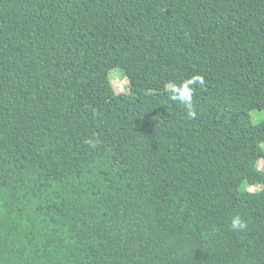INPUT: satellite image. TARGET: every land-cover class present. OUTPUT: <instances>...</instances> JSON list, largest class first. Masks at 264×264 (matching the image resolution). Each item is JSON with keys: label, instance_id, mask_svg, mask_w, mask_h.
Segmentation results:
<instances>
[{"label": "trees", "instance_id": "trees-1", "mask_svg": "<svg viewBox=\"0 0 264 264\" xmlns=\"http://www.w3.org/2000/svg\"><path fill=\"white\" fill-rule=\"evenodd\" d=\"M254 111L264 0H0V264H264Z\"/></svg>", "mask_w": 264, "mask_h": 264}, {"label": "rangeland", "instance_id": "rangeland-1", "mask_svg": "<svg viewBox=\"0 0 264 264\" xmlns=\"http://www.w3.org/2000/svg\"><path fill=\"white\" fill-rule=\"evenodd\" d=\"M116 71L117 70H114L110 74L112 85L116 87V89L119 92L130 93L127 79H124L123 77H121V74ZM252 120L254 124L262 123L264 121V112L263 113H261V111L252 112ZM249 190L253 192H260L261 188L260 187H250Z\"/></svg>", "mask_w": 264, "mask_h": 264}, {"label": "clouds", "instance_id": "clouds-1", "mask_svg": "<svg viewBox=\"0 0 264 264\" xmlns=\"http://www.w3.org/2000/svg\"><path fill=\"white\" fill-rule=\"evenodd\" d=\"M185 94H189L187 89H185ZM186 96H188V98L190 99V94L189 95H186ZM190 114H194V113H190ZM232 227H233V229H242V228L245 227V224L241 220V218L239 216H237V217H235L232 220Z\"/></svg>", "mask_w": 264, "mask_h": 264}]
</instances>
